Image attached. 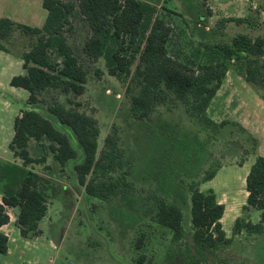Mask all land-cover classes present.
<instances>
[{"label": "rangeland", "instance_id": "374dc122", "mask_svg": "<svg viewBox=\"0 0 264 264\" xmlns=\"http://www.w3.org/2000/svg\"><path fill=\"white\" fill-rule=\"evenodd\" d=\"M141 1L160 12L164 7L174 13V42L183 44L187 52L200 43L230 42L238 34L264 36V0ZM229 18H247L248 23H221ZM71 20L74 30L67 38L88 71L86 91L75 97L56 89L44 92L42 97L48 103L56 98L68 108L94 117L100 129L99 153L108 135L116 137L125 152L122 171L127 173L131 187L108 202L90 197L73 170L81 160L73 138L71 142L79 151V158L63 168L51 154L45 153L46 163L27 169L45 179L46 217L38 232L25 237L17 226L18 209L7 208L10 221L0 229L7 237V254L0 253V264H182L180 251L186 242L191 243L193 235L189 192L192 182H197L203 192L213 190L225 206L222 225L227 237L233 240L232 245L219 248L201 264H264V235L232 233L237 218L255 224L260 221L261 213L246 205L245 183L255 158L250 155L253 143L249 135L257 141L258 156L262 149L260 139L227 115H223L228 123L223 128L207 126L186 114V107L173 95L157 106L150 118L134 120L127 95L128 87H134L132 76L113 77L103 59H87L82 53L89 36L87 24L78 11ZM32 42V38L15 30L6 47L20 54ZM53 59L60 60L57 55ZM21 74L20 60L0 52V162L19 166L22 162L14 158L9 145L15 119L21 110L27 109L28 93L11 87L10 81ZM44 109L40 112L46 114ZM232 125H238L247 134ZM42 145L48 146L49 142L43 139L41 143H31L32 157L44 155ZM242 161L246 163L240 166ZM222 167L225 168L214 180L202 183L205 174ZM160 199L176 203L183 210L185 235L181 242H173L172 232L156 223ZM169 252L174 254L171 259L167 258Z\"/></svg>", "mask_w": 264, "mask_h": 264}, {"label": "trees", "instance_id": "16d2710c", "mask_svg": "<svg viewBox=\"0 0 264 264\" xmlns=\"http://www.w3.org/2000/svg\"><path fill=\"white\" fill-rule=\"evenodd\" d=\"M48 12L41 28L0 19V52L17 57L22 62L23 74L14 76L10 85L28 93L27 109L21 110L14 122V136L9 150L22 165L0 162V229L10 217L7 208L18 209L17 226L23 236L39 231L48 211L45 179L29 171L28 166L43 165L51 154L62 168L79 158L73 146L76 141L81 160L73 170L80 186L88 196L108 202L122 190L131 187L123 172L125 152L114 135H108L99 153L100 129L97 120L84 112L68 108L58 99L51 103L43 93L60 89L65 96H82L86 91L88 71L81 65L67 35L74 25L71 16L78 11L89 29L83 55L92 61L103 59L108 74L113 77L132 76L134 87H128L130 114L134 120L150 118L156 107L173 95L183 104L185 113L207 126L223 128L207 116L212 99L221 88L228 71L241 76L264 100V36L256 38L238 34L230 42L200 43L187 52L183 44L174 42L171 22L174 13L141 0H41ZM248 23L247 18H229L221 23ZM20 31L33 39L20 54L6 47L13 32ZM60 60L56 61L53 56ZM136 67L132 71L134 64ZM263 87V88H262ZM136 89V92L133 91ZM69 103L73 104L72 99ZM78 105V104H76ZM46 106L45 109L42 108ZM44 109L45 113L40 112ZM247 134L238 125H232ZM68 131V132H67ZM250 155L255 157L246 176V205L261 213L259 223L237 218L232 233L264 235V157L256 153L257 141ZM44 155L32 157V142L41 143ZM244 161L240 164L243 166ZM217 171L205 174L202 183L215 178ZM190 214L193 235L185 243L180 256L182 264H201L221 247L232 245L223 229L225 206L211 190L203 192L197 182L189 185ZM184 214L176 204L160 199L157 202L156 223L172 232L173 242L184 239ZM0 253L7 254V237L0 233ZM174 254L167 253L171 259Z\"/></svg>", "mask_w": 264, "mask_h": 264}, {"label": "crops", "instance_id": "0c3cea01", "mask_svg": "<svg viewBox=\"0 0 264 264\" xmlns=\"http://www.w3.org/2000/svg\"><path fill=\"white\" fill-rule=\"evenodd\" d=\"M47 16L48 12L43 8L41 0H0V19L8 18L16 23L41 28ZM223 115L239 121L260 139L262 149L259 150V155L264 157V100L233 70L227 72L221 88L207 110V116L216 125L225 122ZM224 168H219L217 174ZM0 186L2 189L1 184Z\"/></svg>", "mask_w": 264, "mask_h": 264}]
</instances>
